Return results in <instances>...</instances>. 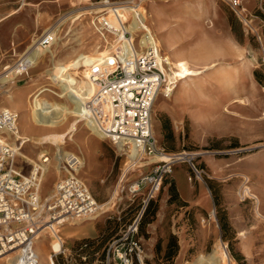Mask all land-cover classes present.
I'll return each mask as SVG.
<instances>
[{"label": "rangeland", "instance_id": "1", "mask_svg": "<svg viewBox=\"0 0 264 264\" xmlns=\"http://www.w3.org/2000/svg\"><path fill=\"white\" fill-rule=\"evenodd\" d=\"M120 1L128 0H21L18 7L0 9V76L16 67L33 41L57 26L52 45L22 74L0 84V106L18 114V135L22 138L63 134L61 150L76 154L80 145L75 142L76 134H84L86 129L93 135L79 120L76 133L69 138L67 126L74 116L58 125H42L35 121V112L40 101H58L71 107L53 76L58 67H66L69 79L86 80L83 68L68 69L71 62L117 48V36L97 23V18L108 16V12L91 14L88 10ZM133 1L139 2L144 23L149 26L148 5L172 0ZM217 1L221 4L215 20L207 21L205 29L195 25L194 37L174 49L176 54L185 51L187 55L170 57L187 60L190 67L200 69L197 77L208 78L210 83H198L193 92L176 87L166 97L160 91L151 110L159 151L182 153L185 158L172 164L158 192L147 199L146 185L136 191L132 186L155 162L126 170L129 148L120 151L108 139L98 137L102 144L92 145V166H82L77 175L101 208L89 217L72 218L43 230L45 237L38 245L43 264H106L109 245L136 219L144 264H191L199 255L207 258L218 249L227 252L228 264H264V0H240L235 11L226 1ZM123 21L129 31L131 15ZM129 32L126 37L132 36L136 51H140L142 27L130 36ZM171 66L166 67L169 78L175 70ZM234 69L238 70L234 73ZM42 87L45 91L37 99L34 94ZM173 96L186 103L181 125L176 124V128L162 110L167 106L175 113L177 105L162 104ZM27 140L17 151L14 164L21 174H28L33 165L27 158L34 161L38 154L33 141ZM47 146L41 205L53 197L56 182L66 175L63 159L54 157L52 144ZM244 185L253 196H242ZM257 208L261 215H257ZM50 226L56 230L51 231ZM14 255L3 257L0 264L16 262Z\"/></svg>", "mask_w": 264, "mask_h": 264}, {"label": "built area", "instance_id": "2", "mask_svg": "<svg viewBox=\"0 0 264 264\" xmlns=\"http://www.w3.org/2000/svg\"><path fill=\"white\" fill-rule=\"evenodd\" d=\"M224 1L234 11L241 6L240 0ZM125 3L140 8L139 2L134 3L133 0L107 2L109 5L104 7ZM103 11L110 14L108 10ZM109 16H99L97 23L100 29L117 36L118 45L112 51L115 52L120 49L121 34L127 38L126 32L129 31L123 27L124 19L118 29L112 27L105 19ZM139 28L130 31L129 36ZM142 29L144 35L147 30L144 27ZM128 39L132 40L135 54L127 57V60L109 67L100 62L89 66L86 79L93 91L84 105L87 115L85 120L90 122L91 119L96 129L117 148L122 143L126 149L136 148L147 157L165 154L156 146L151 110L158 93L162 91L166 97L163 88L171 85L166 72L168 63L154 43L144 45L137 52L134 38L130 36ZM50 43L51 37L46 33L36 40V46L41 48L51 46ZM19 60L21 58L16 64ZM17 133L18 114L0 106V257L16 251L19 264H37L33 246L40 228L61 224L72 218L89 217L99 210V204L77 175L80 162L75 155L69 154L63 159L66 175L56 182L53 197L41 205L39 193L43 168L40 164H33L28 174L17 171L14 163L22 142L11 139ZM47 159V155L43 156L42 162ZM175 160L155 162L152 170L132 186L133 191L146 185L147 199L153 198ZM137 232L138 219L109 245L106 264H144L143 248Z\"/></svg>", "mask_w": 264, "mask_h": 264}, {"label": "bare ground", "instance_id": "3", "mask_svg": "<svg viewBox=\"0 0 264 264\" xmlns=\"http://www.w3.org/2000/svg\"><path fill=\"white\" fill-rule=\"evenodd\" d=\"M140 8H138L135 5H128L127 3L125 4H120V5H115V6H108V7H101V8H96V9H90L88 10L89 13H100L103 10H108L110 11L111 14H109V18H105L108 23L111 24L112 27L115 29H118V25L121 24V21L127 17L128 15H131V23L128 29L129 31H132L134 28H141L144 27L147 32L141 36L140 39V44L141 45H146L148 43H154L155 45L160 47V42L157 38L154 37V34L150 30L149 26L144 23V11H140ZM100 21H102V18H99ZM56 24H54L52 27L48 28L45 33L48 34V36H53L54 31L56 28ZM127 27V26H126ZM124 31V29H123ZM143 34V33H142ZM128 35V34H127ZM37 40V39H36ZM36 40L28 46L29 50L26 55H24L20 62L16 65L15 68H12L11 70L8 71V73L1 75L0 76V84H5V82L11 80L14 76L18 75L20 72H22L25 67L29 66L33 62L36 61V57L44 52L47 48L48 45L45 47H38L36 46ZM52 41V40H51ZM120 49L119 51L115 52H101V54H92L90 55L91 58H87L88 56H80L76 58L74 61L71 62L70 66L68 69H77L80 70L83 68L82 73L83 76L86 78L87 71L89 66H91L92 63L95 62H100L102 65L109 67L110 65H118L127 60V57L135 54L134 47L132 45V40L125 38L121 34V39L119 42ZM27 48V49H28ZM113 48V47H112ZM26 49V50H27ZM116 49V48H115ZM128 55V56H126ZM95 58H98V61H94ZM166 62L171 64V68L175 69L173 71V76L169 78L170 84L166 86V88H163V92H166V96L172 95L174 92L173 89L176 87H179V89L182 87L184 89V92H193L197 90L195 86L198 83H210V81L205 78H199L197 77L200 74V69L190 67V64L188 63L187 60L184 59H172L170 58L169 55L166 54L165 56ZM171 60V61H170ZM247 62L243 64L245 67ZM189 66V67H188ZM65 69L66 67L63 68H57V73H55L54 79L57 82V84L60 87V92H62V97H64L71 105V107H68L67 105L58 102V101H40L38 102V106L35 112V121L39 122L42 125H51V124H60L63 123L68 116H74V118L68 122L67 126V133L69 135V138H73V135L77 131V122L79 120L83 121V124L86 126V128L95 135L96 137L103 138L105 139V136L102 135L94 126V122L90 120L87 121L86 119V113L84 111V105L87 103L92 91L93 87L92 85L86 81L85 79L81 78H74L73 76L68 78L67 74H65ZM238 69H234L235 71ZM241 70V69H239ZM76 71V73H77ZM177 71V72H176ZM65 76H67L68 80H64ZM64 77V78H63ZM63 82V83H61ZM194 85V86H193ZM44 89H38L37 92L34 94L37 99H39L40 95L44 93ZM61 94V93H60ZM92 122V123H91ZM66 135V134H65ZM21 136V137H19ZM22 135L16 134V137H13V141L19 139L22 142V146L27 140L26 138H22ZM26 139V140H25ZM25 140V141H24ZM32 140L33 143L36 145L35 147L38 149V154H37V159L36 160H31L27 158V161L32 164H40L41 167L43 168V173L47 170V163L45 161L49 160H43L42 162V157L45 155H48V144H52V146L55 147V154L54 157L58 160L65 159L67 155L73 154L76 156L78 161L80 162L79 168H82L84 166V160L78 155L70 152H63L61 150V145L64 142V135L62 134H52V135H45V136H36L34 138L28 139L27 141ZM119 150H126V147L121 143L118 145ZM129 164L127 165L126 170L129 169H136L140 168L145 165H149L151 163L157 162L159 160H165L169 161L172 158L176 159L175 162H179L180 160L185 158V155L180 153V154H160V155H155L152 157L148 158H143L142 160V154H140L136 148L130 147L129 148ZM19 156H23L21 152H18ZM41 162H39V161ZM254 174V173H253ZM258 174V173H256ZM257 176V175H256ZM124 177V176H123ZM263 178V177H262ZM247 180V179H246ZM254 180V179H253ZM259 184V183H258ZM260 185V184H259ZM251 186V185H249ZM254 188V187H253ZM262 192V191H261ZM242 196H253V194L250 192V188L248 186L244 185V188L242 190ZM259 193V192H258ZM261 194V193H259ZM255 196V195H254ZM257 196V195H256ZM264 196V195H263ZM258 197V196H257ZM261 205V204H260ZM101 208V205H99ZM257 215H261L259 213V210L257 208L256 211ZM51 225V224H49ZM48 225V226H49ZM48 226L42 227L37 231V234L35 236L34 243L35 245L33 246V253L36 255L37 258V264H43V256L39 253V248L38 245L42 243L43 234L41 233L43 230H45ZM50 230L54 231L56 230L55 227L50 226ZM42 238V239H41ZM10 254H15L13 258L16 259V262L14 261H6V264H19L17 261V253L16 251L7 253L4 256L0 257L2 259L3 257H7V255ZM226 260H228V254L225 250H214L212 254H210L207 258L204 257L203 255H199L198 259L194 261L191 264H228V261L226 263Z\"/></svg>", "mask_w": 264, "mask_h": 264}, {"label": "crops", "instance_id": "4", "mask_svg": "<svg viewBox=\"0 0 264 264\" xmlns=\"http://www.w3.org/2000/svg\"><path fill=\"white\" fill-rule=\"evenodd\" d=\"M20 1L0 0V9L18 7ZM220 4L217 0H172L168 3H151L148 5L149 28L157 39H159L160 48H163L167 55L173 58L177 57V55H187L184 53L185 51L177 52L176 54L174 49L177 46H182L186 41L194 37L193 27L195 25H200L202 29H205V23L207 21H214L215 12ZM38 6H40L39 3ZM162 104L177 105L175 113L170 111L167 106H164L162 110L165 119L169 122L171 120L173 121V128H176V124L181 125V121L179 120L184 115L185 109H183V105L186 104L183 98L173 96L163 101ZM83 132L85 133L81 135L76 134L75 142L77 143L78 140L80 143V145L78 144L79 150L76 154L84 160L85 167H91L94 161L92 158V145L93 143L102 144V139L95 138L96 136L89 134L86 129ZM172 134L174 135L173 131Z\"/></svg>", "mask_w": 264, "mask_h": 264}]
</instances>
